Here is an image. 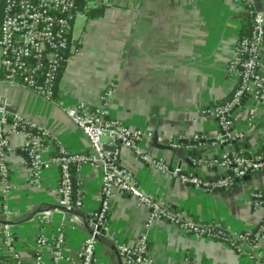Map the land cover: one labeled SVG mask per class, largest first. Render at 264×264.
<instances>
[{"label":"crops","instance_id":"crops-1","mask_svg":"<svg viewBox=\"0 0 264 264\" xmlns=\"http://www.w3.org/2000/svg\"><path fill=\"white\" fill-rule=\"evenodd\" d=\"M264 13V0H254ZM0 0V16H1ZM250 21L240 5L221 0H79L69 31L66 59L59 74L53 101L36 93L3 82L0 69V108L11 117L20 114L50 132L46 155L53 156L63 146L68 152H86V138L62 109L80 103L89 109L111 83L117 84L108 106L110 117L131 128L151 131L153 137L142 147L171 167L214 179L219 170L194 169L190 157L209 158L226 149L212 145L216 121L203 112L210 105L225 102L235 87V78L225 74L224 66L233 55L237 39L249 30ZM62 103V105H61ZM245 109L236 111L241 126L246 124ZM180 138V147L171 149L165 139ZM13 153L8 157L10 192L0 183V211H12L7 221L15 242L27 264H50L54 251L56 225L75 214L58 205L53 190L58 169L51 166L42 173V185L28 183L29 166L19 135L9 137ZM264 145V113L256 118L245 147ZM120 163L129 169L146 192L162 199L174 212L200 225L218 224L229 231L255 227L264 215L261 207L254 214L251 193L264 192V173L237 180L229 190L203 193L183 186L175 179L150 169L126 149L120 150ZM99 169L82 168L73 173L81 182L83 206L87 216L97 206L101 184ZM40 211H47L48 245L37 249ZM79 216V215H78ZM82 218L81 216H79ZM147 211L133 205L126 195H115L109 203L106 225L111 233L134 246L144 231ZM88 231L80 226L66 233L65 255L75 257ZM148 247L156 264H264V242L260 257L251 262L235 254L221 242L194 239L169 221L156 219L148 229ZM108 236L97 241L96 256L105 264H123L110 247ZM0 264L8 262L0 257Z\"/></svg>","mask_w":264,"mask_h":264},{"label":"built area","instance_id":"built-area-1","mask_svg":"<svg viewBox=\"0 0 264 264\" xmlns=\"http://www.w3.org/2000/svg\"><path fill=\"white\" fill-rule=\"evenodd\" d=\"M78 1L1 0L0 69L4 83L28 89L46 101H53ZM221 1L240 5L249 18L250 26L248 33L235 42L233 55L224 66L225 74L236 80L231 95L222 104L210 105L203 112L216 121L217 132L212 145L226 149L209 158L190 157L194 169L219 170L214 179L171 167L164 159L143 149L142 143L153 137L151 131L131 128L110 117L108 106L117 89L115 82L106 87L99 103L92 109L82 103L73 107L61 103L65 114L86 138L89 145L86 152H68L59 145L56 154L46 155L45 143L53 139L50 132L20 114L9 117L0 108V183L5 195L11 190L8 157L13 153L9 143V137L13 135H19L24 140L30 186L40 188L43 171L51 166L57 167L58 180L53 192L58 205L68 213H79L83 206L82 185L73 179V173L84 167L101 171L97 206L86 216L94 232L85 236L75 257H69L64 249L66 233L84 227L85 219L75 214L68 222L56 225L50 264H105L96 256L95 229L98 226L104 231V236H108L123 264H156L149 252L147 234L151 222L156 219L173 223L194 239L228 245L235 254L244 255L251 262L261 256L259 244L264 242V215L255 227L243 231L232 232L218 224L200 225L174 212L158 196L146 192L136 176L119 160L120 150L126 149L150 169L203 193L229 190L237 180L254 173H264V145L243 146L249 131L255 128L257 116L264 113V13L257 9L254 0ZM239 108H244L246 112L244 128L236 114ZM165 145L171 149L179 148L180 138L168 136ZM115 195H126L133 205L147 211L145 229L134 246L115 237L106 225L109 203ZM250 205L254 214L259 208H264L262 190H253ZM11 215L12 211L6 206L0 211V217L7 221ZM49 219L47 211H40V227L35 242L37 249L48 245L46 232ZM7 221L0 225V257L8 264H27ZM35 260V264H39V258Z\"/></svg>","mask_w":264,"mask_h":264},{"label":"water","instance_id":"water-1","mask_svg":"<svg viewBox=\"0 0 264 264\" xmlns=\"http://www.w3.org/2000/svg\"><path fill=\"white\" fill-rule=\"evenodd\" d=\"M61 209L64 210L63 208H61ZM74 214H77V215L81 216L83 219H85L84 228L88 231L89 234H92L94 232V230L89 227V221L86 220L88 217H86L84 215H81L79 213H74ZM93 224H96V221H93ZM95 231L97 232V234L95 235V238L97 239V241H100L101 237L104 235V231L100 230L99 226L95 229ZM110 245H111L110 247L112 248V250L114 252H116V250H115L114 246L112 245V243H110Z\"/></svg>","mask_w":264,"mask_h":264},{"label":"trees","instance_id":"trees-1","mask_svg":"<svg viewBox=\"0 0 264 264\" xmlns=\"http://www.w3.org/2000/svg\"><path fill=\"white\" fill-rule=\"evenodd\" d=\"M248 33V31L247 32H245L242 36H244V35H246Z\"/></svg>","mask_w":264,"mask_h":264}]
</instances>
